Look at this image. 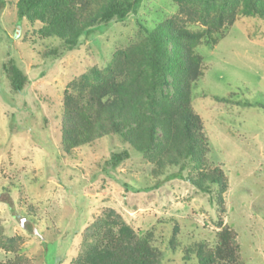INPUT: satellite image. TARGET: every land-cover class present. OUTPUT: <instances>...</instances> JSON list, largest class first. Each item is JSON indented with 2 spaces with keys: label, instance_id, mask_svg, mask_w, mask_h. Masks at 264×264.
<instances>
[{
  "label": "rangeland",
  "instance_id": "374dc122",
  "mask_svg": "<svg viewBox=\"0 0 264 264\" xmlns=\"http://www.w3.org/2000/svg\"><path fill=\"white\" fill-rule=\"evenodd\" d=\"M16 2L0 0V225L4 237H20L18 253L29 264H71L83 251L84 230L111 209L135 232L151 234L160 264H198L196 245L216 244L218 220L235 232L243 264H264V21L238 18L213 49L197 48L202 76L191 107L207 140L204 169L218 167L227 180L221 209L215 186L203 194L188 181L193 162L180 178L169 177L178 166L155 177L153 166L115 135L70 155L59 148L67 84L90 67L104 68L176 5L142 0L125 21L66 50L57 39H41L40 25L18 20ZM8 63L27 78L20 92L3 71ZM122 151L128 158L112 166V154ZM11 255L0 250L3 261Z\"/></svg>",
  "mask_w": 264,
  "mask_h": 264
},
{
  "label": "trees",
  "instance_id": "16d2710c",
  "mask_svg": "<svg viewBox=\"0 0 264 264\" xmlns=\"http://www.w3.org/2000/svg\"><path fill=\"white\" fill-rule=\"evenodd\" d=\"M174 14L150 30L142 27L139 39L116 50L102 69L90 67L71 80L63 91L59 148L64 155L93 141L117 136L158 177L167 167L179 171L193 162L195 176L188 181L201 193L215 186L218 205L227 190V180L218 167L204 169L207 140L200 117L191 107L192 87L202 76L201 45L213 49L224 31L238 18L264 21V0H170ZM142 0H17L16 16L38 24L41 39L59 40L72 50L83 36L123 22L134 14ZM3 71L14 92L27 78L13 63ZM216 102L225 98L212 97ZM249 106L248 104H245ZM128 152L112 154V166L128 158ZM160 181L153 188H157ZM222 209V208H221ZM219 231L212 248L198 243V264H243L235 232L218 220ZM174 238V237H172ZM84 248L71 264H160L162 253L151 234H139L121 216L106 209L83 232ZM20 237H4L0 225V250L12 254L0 264H29L20 255Z\"/></svg>",
  "mask_w": 264,
  "mask_h": 264
}]
</instances>
